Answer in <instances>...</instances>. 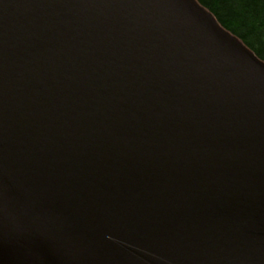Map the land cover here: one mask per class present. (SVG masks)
Instances as JSON below:
<instances>
[{"label": "water", "instance_id": "1", "mask_svg": "<svg viewBox=\"0 0 264 264\" xmlns=\"http://www.w3.org/2000/svg\"><path fill=\"white\" fill-rule=\"evenodd\" d=\"M0 264H264V61L197 0H0Z\"/></svg>", "mask_w": 264, "mask_h": 264}, {"label": "trees", "instance_id": "2", "mask_svg": "<svg viewBox=\"0 0 264 264\" xmlns=\"http://www.w3.org/2000/svg\"><path fill=\"white\" fill-rule=\"evenodd\" d=\"M264 61V0H197Z\"/></svg>", "mask_w": 264, "mask_h": 264}]
</instances>
